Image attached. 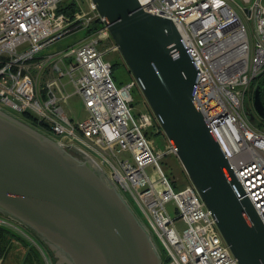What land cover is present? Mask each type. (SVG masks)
<instances>
[{
	"label": "built area",
	"instance_id": "1",
	"mask_svg": "<svg viewBox=\"0 0 264 264\" xmlns=\"http://www.w3.org/2000/svg\"><path fill=\"white\" fill-rule=\"evenodd\" d=\"M138 1L179 30L200 71L197 105L264 224V122L255 124L245 107L264 76V0L247 8L233 0ZM81 30L88 36L80 45L45 54ZM111 53L120 51L92 0H0V112L32 116L36 130L96 165L141 221L162 264H239L197 189H180L167 175L164 160L176 152L151 138V131L160 134L152 113L133 114L138 84L116 85L105 59ZM75 100L82 120L70 107ZM4 227L26 236L0 218Z\"/></svg>",
	"mask_w": 264,
	"mask_h": 264
},
{
	"label": "water",
	"instance_id": "2",
	"mask_svg": "<svg viewBox=\"0 0 264 264\" xmlns=\"http://www.w3.org/2000/svg\"><path fill=\"white\" fill-rule=\"evenodd\" d=\"M92 1L234 257L264 264V224L194 99L200 71L179 30L138 0ZM253 94L251 120L264 122V76ZM0 216L70 264H161L143 225L99 169L2 112Z\"/></svg>",
	"mask_w": 264,
	"mask_h": 264
},
{
	"label": "rangeland",
	"instance_id": "3",
	"mask_svg": "<svg viewBox=\"0 0 264 264\" xmlns=\"http://www.w3.org/2000/svg\"><path fill=\"white\" fill-rule=\"evenodd\" d=\"M233 1L240 8H247V7H251L256 0H251L249 2L244 0H233ZM87 36H88V32L82 30L70 34L68 36H65L64 38L59 40L55 45H53L46 52V54H60L62 52H66L70 48L80 45ZM105 59L109 61L112 65L113 78L118 87H124L127 84L133 82V80H135L129 68L127 67L121 53L108 54L105 56ZM62 82L68 85L69 83L68 76L64 77ZM67 91L69 93H73L74 88L68 86ZM131 94L133 98L132 109H133V114L135 116L143 112L152 113V110L149 104L147 103L142 90L138 85L132 90ZM70 107L73 110V112L76 114L77 118L82 120L85 117L86 115L85 110L78 101L75 100L71 102ZM245 107L247 110V115H249V113L254 110L250 98L249 101L246 103ZM254 123L256 124L258 122L254 121ZM150 136L151 138L156 140L158 147L160 148H163L166 142H168L164 133L159 134V136H156L154 135V132L151 131ZM163 167L165 168L167 175L177 183L176 185L178 186V188L183 189L186 185L190 184V180L186 175L177 156L173 155L171 157L166 158L164 160ZM168 211L172 216H174L175 205L170 204L168 206ZM5 221L11 223L15 227H18V229L26 236H28L30 239L25 236L23 237L25 240H23L20 239L21 238L20 236H18L16 238L17 240L15 239V241L12 243L11 248L8 250V252L3 256L0 255V264H36L37 262L35 261V258L33 256H32V260L35 263L30 262L31 257H29L28 251H30L31 249H34V251L37 252V257L40 260V263L42 264H66L62 261V259H60V257L58 256V254H56L55 251H53L54 253L53 255L49 254V252H47V250L45 249V244L42 241H40L38 238L33 236L31 233H29L27 230H25L22 226L15 224L14 222H9V220H5Z\"/></svg>",
	"mask_w": 264,
	"mask_h": 264
},
{
	"label": "trees",
	"instance_id": "4",
	"mask_svg": "<svg viewBox=\"0 0 264 264\" xmlns=\"http://www.w3.org/2000/svg\"><path fill=\"white\" fill-rule=\"evenodd\" d=\"M26 119H27V121H29L31 123H34L35 122V120L33 119V117L30 116V115H27L26 116ZM159 128L161 129L160 126H159ZM160 134H163L162 129H161ZM18 236L19 235L14 230H12L11 228H7V227L0 228V255L1 256L5 255L8 252V250L11 248L12 243L15 241V239ZM20 239H23V238L21 237ZM23 240H25V239H23ZM28 252H29L28 253L29 254V257H31L30 258V262L35 263L32 260V256H33L35 258V261L37 262L36 264H42V263H40V260L37 257V252H35L34 249H31Z\"/></svg>",
	"mask_w": 264,
	"mask_h": 264
},
{
	"label": "bare ground",
	"instance_id": "5",
	"mask_svg": "<svg viewBox=\"0 0 264 264\" xmlns=\"http://www.w3.org/2000/svg\"><path fill=\"white\" fill-rule=\"evenodd\" d=\"M50 49V48H49ZM48 49V50H49ZM47 50V51H48ZM46 51V52H47ZM46 52H45V54H46ZM63 53H66V52H62V54ZM136 81V80H135ZM257 84V83H256ZM197 90V89H196ZM195 95H196V93H195ZM195 95H194V99H195ZM196 101V100H195ZM197 103V102H196ZM253 105V104H252ZM3 113V112H2ZM4 114H7V113H4ZM7 115H9V114H7ZM9 116H11V115H9ZM12 117H14V118H16V119H18V120H20L21 122H23L24 124H26V125H28V126H30L31 128H33V129H35V126L34 125H32V123L31 122H29V121H27V119H26V117L25 118H23V119H21V118H19V117H15V116H12ZM262 121V120H261ZM36 130V129H35ZM38 131V130H37ZM39 132V131H38ZM41 133V132H40ZM42 134V133H41ZM44 135V134H43ZM45 136V135H44ZM50 139V138H49ZM74 155V154H73ZM74 156H76V155H74ZM77 157V156H76ZM79 158V157H78ZM81 159V158H80ZM89 162V161H88ZM91 165H94V164H92L91 163ZM94 167L95 168H97L98 169V167L96 166V165H94ZM124 200V199H123ZM132 209V208H131ZM258 213V212H257ZM136 215V214H135ZM1 218L2 219H4V220H9V219H7V218H4V217H2L1 216ZM138 218V217H137ZM261 219V218H260ZM140 221V220H139ZM9 222H11L10 220H9ZM141 222V221H140ZM263 223V222H262ZM11 224V223H10ZM142 224V223H141ZM32 232V231H31ZM33 233V232H32ZM34 234V233H33ZM35 235V234H34ZM36 236V235H35ZM37 237V236H36ZM38 238V237H37ZM40 241H42L40 238H38ZM224 239V238H223ZM151 241V240H150ZM225 241V240H224ZM43 242V241H42ZM44 243V242H43ZM152 243V242H151ZM44 244H46V243H44ZM153 244V243H152ZM227 244V243H226ZM47 245V244H46ZM154 246V245H153ZM155 247V246H154ZM230 248V247H229ZM156 249V248H155ZM231 250V249H230ZM156 251H157V249H156ZM232 252V251H231ZM157 253H158V255H159V258H160V261L162 260V256L159 254V252L157 251ZM58 254V253H57ZM233 254V253H232ZM59 255V254H58ZM234 256V255H233ZM59 257H60V259H62L63 261H66L68 264H70L69 263V261L65 258V257H63V256H60L59 255ZM238 261V260H237ZM162 264V263H161Z\"/></svg>",
	"mask_w": 264,
	"mask_h": 264
},
{
	"label": "flooded vegetation",
	"instance_id": "6",
	"mask_svg": "<svg viewBox=\"0 0 264 264\" xmlns=\"http://www.w3.org/2000/svg\"><path fill=\"white\" fill-rule=\"evenodd\" d=\"M257 120H259V119H257ZM12 222V221H11ZM25 229V228H24ZM25 230H27V229H25ZM28 231V230H27ZM29 233H31L33 236H35L31 231H28ZM36 237V236H35ZM37 238V237H36ZM45 249L47 250V252H49V254H51V255H53L54 253H53V250L48 246V245H46L45 244ZM63 261V260H62ZM64 263H66V264H68L66 261H63Z\"/></svg>",
	"mask_w": 264,
	"mask_h": 264
}]
</instances>
